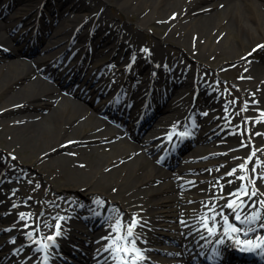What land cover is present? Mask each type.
Returning <instances> with one entry per match:
<instances>
[{
  "label": "bare ground",
  "instance_id": "1",
  "mask_svg": "<svg viewBox=\"0 0 264 264\" xmlns=\"http://www.w3.org/2000/svg\"><path fill=\"white\" fill-rule=\"evenodd\" d=\"M36 1L38 0H0V45L16 42L21 49L13 50L14 56L18 52L25 53L32 60L15 61L8 56H2L0 94L20 82L21 87L0 100V112L14 104L11 102L14 97L28 93L19 101L23 104L22 107H12L11 110L0 113V126L8 130L7 137L0 138L6 141H0V148L23 150L25 159L29 160L36 147H43L42 152L35 156L36 159L43 160L37 168L36 177H40L42 184L36 196L27 194L24 190L29 189V180L35 177L19 166L20 160L10 163L9 159L0 154V264L33 263L35 257L27 262L19 260L18 257L25 253L24 247L36 245L39 238L44 236L43 229H51L57 236L58 242L54 247L57 262L53 264H119L106 249L116 236L113 228L117 220L126 219L127 226L128 220L133 218L137 220L133 228L135 246L141 254L136 257V264L146 259L141 252V246L158 248L157 252L165 258L160 256L164 260H155L151 264H207L212 261L239 264L238 257L229 261L233 248L238 247L234 241L239 239L244 242L249 239L242 233L234 236L232 241L222 235L226 226L223 223L224 215L220 213V196L214 185L216 180L208 186L203 184L195 187L197 191H186L180 197L179 192L187 190L188 187L187 184H182L190 178L180 179L169 170L158 167L152 151L145 150L139 144L119 139V134L113 135L104 121L87 116L85 110L74 100L56 94V90L38 73L44 77L47 73L53 77L65 75L63 83L69 81L74 93L92 100L99 110L107 111L117 107L120 111L124 109L127 114L124 119L128 117L131 120L129 127L132 134L134 127L142 122L147 113L150 121L158 118V128L162 132H168L169 138L173 140L169 155L180 156V145L184 142L185 134H194L193 137L201 143H209L215 139L216 143L211 142L215 147L213 151L216 154L232 152L231 157H226L230 161L228 164L233 163L232 165H237L242 170L244 179H236L231 192L244 189L251 192L253 185L249 180H254L257 196L252 197L249 204L254 200L258 203L259 198L264 197V179H261L264 177V119L257 117L264 115V51L261 56L257 55V52L264 50V0H55L57 3L54 6L52 0H47L46 6L54 7L53 10L58 9L59 14L52 16V23L55 24L44 29L39 26L34 31L35 24L29 27L28 22H35L43 0L39 1L34 12L19 14L21 8L18 6L23 3L33 6ZM129 1L132 6L137 5L134 22L136 29L128 22L116 21L104 8ZM4 5L6 8L1 9ZM90 13L96 15L100 26H96L90 36L80 33L74 35L75 27ZM124 14L131 17L130 19L133 18V13ZM41 18L42 16L39 21ZM104 23L108 25L105 31ZM111 28L108 36L98 39ZM168 28H171L170 33H175L179 38L173 42L188 53V45L191 44L189 39L197 37L200 42L206 40L210 43L212 50H219L227 60L234 61L227 72L240 85V97L228 96L217 101L211 89L218 87L214 84L210 88L200 74L195 81L192 76L196 70H190L186 61L181 64L179 72L165 75L163 65L174 63L162 46L170 38L164 32ZM148 29L160 30L151 53L147 56L150 61L143 58L135 61L143 52L144 43L151 42L145 32ZM119 32L137 42L133 41L135 48L132 56L125 59L114 52L113 50L118 51L121 48L113 43L111 50L107 52L110 59L97 65L98 56L105 51L108 39L111 36L118 41L122 38L118 35ZM94 38L97 39L95 49L90 53L85 50L87 45L80 43ZM34 39L41 40L42 47L45 44L48 46L43 59H39L42 58L39 56V46L35 53L30 47ZM2 52L0 46V53ZM242 56L247 58L243 60ZM179 59L177 57L174 61ZM202 65L201 63L199 67ZM99 68L102 75L96 72ZM129 68L128 75L124 76L123 70L127 72ZM149 68L154 69L149 71ZM128 79H134L131 84L134 88L128 87L124 92L122 87L127 84ZM178 83L185 91H177V87L172 86H177ZM68 88L64 90L67 91ZM191 90L205 98L209 95L215 98L214 103L209 101L216 113L202 115L197 125L192 124L183 113L187 105L189 108L188 94ZM117 91H120L118 96ZM141 93H145L147 101L142 98L144 107L139 110L138 96ZM123 95H127L126 99L119 102L117 99ZM135 95L137 97L133 100ZM172 95L174 97L171 98ZM49 101H52V106ZM175 103L177 105L173 106ZM44 106L46 109L51 108L46 113L39 111ZM173 107L175 108L171 113ZM153 109L155 110L152 111ZM222 111L229 118L234 116L233 123L239 124L240 129L237 128L239 132L235 133L246 136L249 143H225L221 138L223 136L214 137L213 132H205L208 127L221 122L216 118ZM211 117L215 121L210 125ZM202 124L204 127L201 131L198 125ZM103 149L112 151L104 154ZM224 158L217 163L224 162ZM195 159L202 160L194 165L208 163L198 153L194 155ZM219 159L215 158V161ZM191 166L183 169L187 170ZM218 173L216 168L211 178ZM49 187L61 196L51 194L44 201L46 194L43 191ZM204 187H208V192H199L204 191ZM209 187H212L210 191ZM61 190H67L71 194L60 192ZM82 190L88 193L91 200H81L75 195ZM12 194L14 199L4 202ZM196 197L199 204L194 210L196 216H193L187 213V207L183 204L195 201ZM232 197L227 198V201L236 202L235 212H241L242 218L261 213L251 212L253 207L248 209L247 206L243 209L242 193ZM29 198L36 202V206L31 207L27 203L25 206L24 200ZM39 200L44 203L41 204ZM207 202H210L209 206L206 205ZM11 204H18L17 207L23 211L20 215L23 217L22 231H18L16 235L14 231H5L14 221L15 212H11L12 215L8 212ZM40 206L44 207L45 212L34 222L32 215L37 216ZM208 209L216 215L212 222L218 226V234L211 238L204 235L202 223V217L206 216ZM231 213H234L232 209L228 216L229 221L243 232L244 226L237 225L230 218ZM39 228L42 236L39 235ZM103 228L109 235L105 238L97 237V233ZM256 229L255 232H264L259 224ZM253 237L251 240L256 241L260 236L257 234ZM217 239H223L225 243L221 245L215 241ZM97 242L102 243L96 245ZM20 243L23 245L18 247ZM214 251L218 255H214ZM260 251L254 252L258 260L264 259V255H259ZM223 256L226 258L221 259ZM243 262H246L245 259Z\"/></svg>",
  "mask_w": 264,
  "mask_h": 264
},
{
  "label": "rangeland",
  "instance_id": "2",
  "mask_svg": "<svg viewBox=\"0 0 264 264\" xmlns=\"http://www.w3.org/2000/svg\"><path fill=\"white\" fill-rule=\"evenodd\" d=\"M6 1H12V0H6ZM39 1V0H38ZM38 1H36L33 6H28V3H24L23 6H21L22 10L21 12L24 13L26 11H33V9L36 7V5L38 4ZM221 1V0H219ZM222 1H225V0H222ZM136 6L137 5H131V1L125 3V4H121V5H118V4H111V5H108L105 8V10H107V14L109 16H112L115 18L116 21L118 22H128V24L132 25V28L133 29H136L137 26L134 25L135 23V10H136ZM51 9H47V17H50V14H51ZM124 12H130V13H133V18L130 19L131 17L129 16H125ZM51 19V18H49ZM49 22V21H48ZM50 23V22H49ZM48 23V24H49ZM152 27V26H151ZM170 30L171 28H168L166 31H164L165 33L169 34L170 38L164 42L162 44L163 48L166 50V53L169 55L170 58H173V57H180L181 59H183L184 61H186L192 68L196 69L197 71H199L200 73H203L201 75H204V74H209L210 77L207 78L206 80H211L213 79L214 77L217 78V80L219 81V84L226 88L224 91L226 93V95L228 96L229 93H231L233 96H238L239 94V89L236 87V85L234 84V82H232L230 79L233 78L232 76H230V73L227 72V69L232 65V63L234 61L232 60H227L226 58H224L222 56V54L219 52V50L217 51H214L212 50L213 48L210 47V43H207L206 40H202L201 42L197 39V37H191L189 39L190 43L188 45V47L190 48V52L188 53L187 50H185L184 48H182V46H178L176 45L173 41L175 40H178L179 38H177L174 34L175 33H170ZM178 30V29H177ZM86 31V30H84ZM147 36L151 39V41L153 43H155V41L157 40V32H160L159 29H148L145 31ZM198 40V41H197ZM212 43V40L210 41ZM217 44L219 43L218 41L216 42ZM40 44V41L38 43V41L35 43V46H38ZM207 44V45H206ZM47 44H45L46 46ZM15 46V45H14ZM111 46L110 44H108L107 46V49H109ZM41 49L42 48V45H41ZM261 53H257L258 56H261ZM187 54V55H186ZM103 55V61H107L108 58L110 59V57L105 54H102ZM101 55V56H102ZM12 57V56H11ZM15 61H28L26 57H14L13 55V58H11ZM1 60V58H0ZM31 62V61H29ZM179 63V62H177ZM203 64L201 67L200 64ZM176 69H179V66H177L175 64V70ZM222 72V73H221ZM205 76V75H204ZM49 84L51 85V87L57 89L58 88V84L54 83H50ZM21 87V82L20 83H17L15 85H12L11 88H9L8 90H4V92H2L0 94V100L2 98H6L8 97L11 93L13 92H16L20 89ZM181 90H183V88L181 87L180 88ZM28 92H26L25 94H21L17 97H14L11 102L14 103L12 104V106L10 107H7V108H4V109H1V113L3 114L4 112H6V110L10 109L12 107H22V103H19V101H21L23 98L26 97V94ZM66 97V95H64ZM191 97V94L189 95V99ZM188 99V100H189ZM51 102V106H52V101H49V103ZM47 106V105H46ZM51 107H47V109L44 107L40 108L39 111H44V113L48 112L50 110ZM200 108V105L198 106V109L197 111L200 113L202 111H204L203 109H209V107L203 105L202 106V111L199 110ZM84 111V110H83ZM206 111V110H205ZM86 112V111H85ZM173 112V111H172ZM171 112V113H172ZM169 113V114H171ZM8 117V116H7ZM7 128L5 127H2L0 126V138H3V137H7ZM5 134V135H4ZM238 139V138H237ZM239 140V139H238ZM1 143L3 142H6L5 140H0ZM192 144V143H191ZM196 144L195 146V149L197 148V151L200 153V154H209V153H212L210 152V146L207 145H202V146H198L197 143H194ZM194 148V146H193ZM2 151V154H4L5 156L9 157L10 158V161L11 163H16L18 162L19 160V166H21L24 171L28 174L30 173L32 176H34L35 178H32L29 180V189H24L25 192L27 194H32L34 196H36V192L37 190L39 189V187H41V184H42V180H40V177H36L37 176V168L39 167L40 164H42L41 160H38L36 159L35 156H37L36 154H40V152H42L43 150V147L41 149H39V147H36L35 150L33 151L32 153V156L31 159H25V153L23 152V150L21 151H18V150H14V149H11L8 147L2 149L0 148ZM109 151H112V150H104L103 149V153L104 154H109ZM10 155H13V157L15 156V158L11 157ZM219 166V167H218ZM222 165H209V166H204L203 168H199V170L195 171V172H190L189 174H192L194 176H197L199 178V175L202 174L204 176L200 177L201 180L203 181H206L205 179V175L208 176V174H212V171H214L213 169L215 167L217 168H221ZM231 176L227 177L226 181L225 182H229L231 181ZM196 184V183H194ZM201 184H206V183H203L201 182ZM190 190H196L194 186H191ZM67 190H61L60 192H63V193H68V194H71L70 192H66ZM204 192V191H202ZM44 194H46L44 196V200L47 201V197L48 195H51L53 194V196H61V195H58V192L56 191H53L49 188H47L45 191H44ZM64 195V194H63ZM75 195L78 196L79 199L81 200H85V199H88L90 196L88 195V193L86 191H80L79 193H75ZM89 200H91V198H89ZM30 205L31 204H35V202L33 201H30L29 203ZM47 204V202H46ZM51 205H53V203L51 202Z\"/></svg>",
  "mask_w": 264,
  "mask_h": 264
},
{
  "label": "snow or ice",
  "instance_id": "3",
  "mask_svg": "<svg viewBox=\"0 0 264 264\" xmlns=\"http://www.w3.org/2000/svg\"><path fill=\"white\" fill-rule=\"evenodd\" d=\"M244 167L243 165L241 166ZM232 174V173H229ZM240 179H244V177H239ZM264 179V177H261ZM249 183L253 185V190L249 193L247 189H244V195L246 196H257V191L255 190L254 180H249ZM233 195H239L238 193H234ZM243 203V201L241 202ZM261 206H264V200L258 201ZM228 209H232L233 212L236 210V202H230L226 205ZM215 220V216L211 218ZM234 219L240 224L244 226V230L240 227H237L233 223H231L227 216L223 217V223L226 227H224L222 235L227 237L229 241L234 239V236H238L239 234H243L244 236H248L250 233L255 232L257 224H259V228L264 229V214L255 213L250 216H245L242 218L239 213L235 214ZM202 223L204 229L207 231L209 236H216L218 234V230L215 227L209 226V218L207 216L202 217ZM136 226V221L133 218L127 223L125 227L119 220H117L113 231L116 233V236L112 239L109 248L107 251L111 252L113 255V259L117 260L119 264H136V257L141 256L139 250L135 246V238L133 228ZM49 240H54V237H48ZM235 244L240 247L241 251L253 252L256 250H264V238L257 237L256 241L251 239L241 242L239 239H235ZM219 244L223 245L225 241L223 239L218 241ZM47 247V245H44ZM214 255H218L217 252L214 251ZM127 257V259H126ZM142 258V257H141Z\"/></svg>",
  "mask_w": 264,
  "mask_h": 264
}]
</instances>
